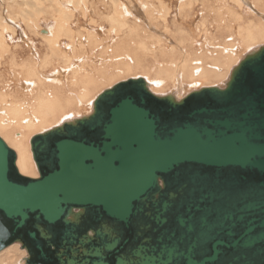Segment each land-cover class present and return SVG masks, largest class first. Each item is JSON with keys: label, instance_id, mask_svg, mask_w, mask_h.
<instances>
[{"label": "water", "instance_id": "obj_1", "mask_svg": "<svg viewBox=\"0 0 264 264\" xmlns=\"http://www.w3.org/2000/svg\"><path fill=\"white\" fill-rule=\"evenodd\" d=\"M0 139V251L25 264H264V45L179 100L143 78L30 139Z\"/></svg>", "mask_w": 264, "mask_h": 264}, {"label": "bare ground", "instance_id": "obj_2", "mask_svg": "<svg viewBox=\"0 0 264 264\" xmlns=\"http://www.w3.org/2000/svg\"><path fill=\"white\" fill-rule=\"evenodd\" d=\"M65 1L72 2L74 10L70 8L66 11ZM82 1L85 2V5L88 4L87 0H5L7 6L5 16H1L0 10V139L15 153L18 172L31 179L38 178L30 151V139L37 134L31 138L29 134L37 129L48 128L62 117L66 118L73 109L78 106L81 108V103L88 104L90 107L88 114H90L93 102L97 97H94V93L103 81L108 80L114 64L121 69L118 68V74L148 70L149 75L152 76L150 81L153 86L143 79L151 93L157 96L171 94L179 100L184 97L178 98L179 96L176 95H179L181 91L180 82L199 86L223 80L225 75L229 74L221 87L205 86L223 88L229 80L232 69L246 55L264 45V23L261 21L250 20L246 23L241 15L236 14L235 17L231 16L228 22L219 20L216 26L214 25V30L208 28L205 23H201L194 34H191L190 29L193 21L187 20L186 15L192 16L195 13L196 3L189 2V0H173L177 4L175 7L178 12L176 21L172 20V27L178 31L176 34L170 27L168 28V18L171 14L168 8L169 3L167 7L163 1L156 0L159 6L156 7L157 13H155L151 0H135L134 2H139L141 5L144 3V8L151 11L149 17L154 16L152 17L153 21L158 17L164 31L173 37L178 35L179 42L185 45L186 56L170 53L168 57H164L161 52H157L152 44L157 47L163 46L162 50H165L166 43H162V39L168 42L169 38L167 39L166 35L161 33L162 39L153 37L152 40L147 29L142 30L139 23L128 18L127 4L132 3L133 5L132 0H100L103 6L106 3L109 7L107 14H98L101 18L100 22L87 16L88 5L84 7L81 4ZM257 2L259 3L258 7L264 8V0H257ZM48 3L49 8L43 7ZM178 3H180L179 6ZM215 3L218 6L217 0ZM240 3L239 6H241ZM212 8L213 6L210 7V9ZM77 9L84 20L83 24H80L76 19L79 17ZM232 9L227 8L230 15H234ZM93 12L96 14L95 11ZM2 13L4 12L2 11ZM44 19L48 20L45 22L48 23V27L50 21L54 24L53 27H50L49 32L47 31L49 29L41 28ZM8 20L17 24V27L11 25ZM180 21L191 28L188 30L179 23ZM154 22L156 23V21ZM74 23H77L76 29L72 27ZM235 23L237 26H234ZM94 27L99 31L91 29ZM102 29L105 31L101 40L100 30ZM205 34L209 36L203 38L202 36ZM196 36L200 39L193 40ZM21 38L24 41H21ZM170 39L169 41H171ZM196 43H199V46L208 52L194 53L191 44L196 45ZM257 44L261 45L246 52L238 63L233 64L234 66L229 69V66L238 59L235 51H245ZM170 45L172 46V44ZM102 46H104V55H101L103 59L100 62H95L91 50L97 51ZM104 56H108L109 61H106ZM180 58L183 60L179 61ZM154 60L155 62L161 60L159 63L173 62L172 68L160 65L156 70L151 71V67L148 69V65L154 63ZM128 62H134V65L131 66ZM191 62L192 64L188 65ZM7 73L8 78L6 79ZM62 74H66V77ZM62 77H64V81L61 83L58 80ZM52 82L54 85L51 84ZM9 83L14 84V89ZM26 84L31 87L29 94H26L25 91ZM162 86L168 87L170 90L176 89V91L173 94L165 95H159L152 91L158 87L162 88ZM178 88L179 90H177ZM59 89L62 91H58ZM92 97L94 98L92 99ZM70 118L43 132L76 119L71 116ZM34 166L37 174L34 172ZM12 259L20 260V264H25L27 254L19 244L9 245L0 251V264Z\"/></svg>", "mask_w": 264, "mask_h": 264}, {"label": "rangeland", "instance_id": "obj_3", "mask_svg": "<svg viewBox=\"0 0 264 264\" xmlns=\"http://www.w3.org/2000/svg\"><path fill=\"white\" fill-rule=\"evenodd\" d=\"M62 1V0H61ZM88 1V4H86V5H88L87 6V8L88 9H86V12H87V16H89L90 18H95L98 22H100L101 21V18H99L100 16L98 15V14H107V12H108V10H109V7L107 6V4L105 3L104 4V6L102 5V1H100V0H87ZM133 1V5H132V3H129V4H127V6H128V8L126 9V12L128 13V18L130 19V20H133V21H135V22H137V23H139L140 25H141V27H142V30H144V29H147V33L148 34H150L151 36H152V40H153V37H155V38H157V37H160L161 39L163 38V37H161V33H163V34H165L166 35V38L168 39H170V38H172V39H170L171 41H169V39H168V42H166V41H164L163 39H162V43H166V45L164 46V48H165V50H162V47L163 46H156L155 44H152V46L157 50V52L159 53V52H161L163 55H164V57H168L169 56V54L170 53H175V54H180V55H185L186 56V52H187V50L185 49V45H183V44H181L180 42H179V37H178V35H176V37H173L170 33H167L166 31H164V29H163V25L161 24V21L158 19V17H156V18H154V21H156V23L152 20V17H154V16H152V17H149L150 16V13H151V11H149V10H146L145 8H144V3L141 5V3H139V2H134L135 0H132ZM164 2L165 3V6H167L168 7V3H169V13H171L170 15H169V18H168V28L170 27L171 28V30H173L176 34H178V31H176L173 27H172V20H174V21H176V17L178 18V12H177V9H176V3L173 1V0H160V2ZM168 1V2H167ZM215 1L216 0H189V2H195L196 3V5H195V13L192 15V16H190L189 14H187L186 15V18H187V20H192L193 21V25L191 26V27H189V26H185V23L183 22V21H180L179 23L182 25V26H185L187 29L189 28H191L190 30V33L191 34H194V32L196 31V28H199V25L201 24V23H205L207 26H208V28H211L212 30H214L213 29V27H214V25L216 26V23L219 21V20H223L224 22H228L229 21V19H230V17L232 16V17H235V15L236 14H238V15H241L242 16V18H243V21H245L246 23H247V21H250V20H256V21H261V22H263L264 23V8H260V7H258V2H257V0H217V2H218V6H217V4L215 3ZM232 1V2H231ZM247 1V2H246ZM151 2H152V6H153V8H154V12L155 13H157V11H156V9L158 8V4L159 3H157V1L156 0H151ZM241 2V3H240ZM64 3H66L67 5V7H69V8H67V7H65V10L66 11H68L70 8L71 9H73L74 10V6H73V3L72 2H70V1H65ZM212 3H214V4H212ZM239 3L241 4V6H239ZM81 4H83V6L84 7H86V5H85V2H81ZM136 4V5H135ZM179 4L180 3H178V6H179ZM250 4V5H249ZM141 5V6H140ZM91 6H93L94 8H92ZM201 6V7H200ZM213 6V8L212 9H210V7H212ZM215 6V7H214ZM43 7H45L46 9L47 8H49V3L48 4H44L43 5ZM105 7H108L107 9H105ZM157 7V8H156ZM218 7V8H217ZM208 8V9H207ZM227 8H233L232 9V11H233V14L234 15H230L229 14V12H228V10H227ZM234 8H237V9H234ZM247 8V9H246ZM249 8V9H248ZM140 9H141V11H140ZM255 9V10H254ZM0 10H1V16H5L4 14H5V12H6V10H7V6H6V2H5V0H0ZM236 10V11H235ZM2 11L4 12V13H2ZM77 11H78V9H77ZM93 11H95V13L96 14H94V12ZM97 11H98V13H97ZM100 11H102V12H100ZM197 11V12H196ZM213 13H215V14H213ZM260 13V14H259ZM199 16H198V15ZM253 14V15H252ZM258 14V15H257ZM78 15H79V17H77L76 19H77V21L81 24H83V22H84V20H83V18H82V15L79 13V11H78ZM142 15V16H141ZM152 15H153V13H152ZM216 16V17H214V16ZM245 15V16H244ZM158 16V15H157ZM88 17V18H89ZM229 17V18H228ZM260 17V18H259ZM89 18V19H90ZM138 18V19H137ZM203 19V20H202ZM200 22H199V21ZM202 20V21H201ZM9 21V23H11L10 22V20H8ZM43 22H42V25H41V28H43V27H45V28H47V29H49V30H47L48 32L50 31V27H53L54 26V24H53V22L52 21H50L49 22V27H48V23H45V22H47L48 20L47 19H44V20H42ZM191 21V22H192ZM194 21H198V22H194ZM104 22V21H103ZM158 22V23H157ZM78 23V24H79ZM149 23V24H148ZM197 23V24H196ZM104 24H106L105 22H104ZM11 25H13V26H15V27H17V24H15V23H11ZM152 26V27H151ZM210 26H212V27H210ZM234 26H237V23H235L234 24ZM72 27L74 28V29H76V27H77V23H74L73 25H72ZM92 30H95V29H97L96 27H94V28H91ZM155 31H154V30ZM188 29V30H189ZM21 30H23V29H21ZM98 31H99V29H97ZM104 31H105V29H102V30H100V33L102 34V35H100V36H102V37H100V39L102 40V38H103V35H104ZM158 31V32H157ZM156 32V33H155ZM23 33V32H22ZM202 33H204V32H202ZM98 36V35H97ZM206 36H209V35H204V36H202L203 38H205ZM21 37V36H20ZM23 37V36H22ZM99 37V36H98ZM175 39V40H174ZM195 39H200V38H197V36H196V38L194 37L193 38V40H195ZM173 40V41H172ZM17 41V40H16ZM21 41H24L22 38H21ZM13 42H15V41H13ZM173 42V43H172ZM178 43V44H177ZM112 44V42L110 41V45ZM170 44H172V46L170 45ZM181 44V45H180ZM180 45V46H179ZM192 46H193V49H192V51H194V53H204L205 51H207L208 52V50H203V47L202 46H199V43H196V45H194V44H191ZM259 45H261V44H257V45H255L254 47L252 46V47H250V48H248L247 50H245V51H243V50H241V51H235L234 53H236V55L238 56V59L235 61V62H233L230 66H229V69H230V67L231 66H234L233 64H237L238 63V61L244 56V54L246 53V52H248L249 50H251V49H253V48H255V47H257V46H259ZM68 49V48H67ZM66 49V50H67ZM90 51V50H89ZM92 51V56L95 58V62H97V61H101L102 59H103V57H101V55H104V46H102V48H100V49H98L97 51H95V50H91ZM99 51V52H98ZM173 51V52H172ZM95 52H97V53H95ZM101 52V53H100ZM206 56V55H205ZM240 56V57H239ZM104 59H106V61H109V57L108 56H104ZM182 58H180V60L179 61H182L181 60ZM177 60V59H176ZM147 63H148V61H146ZM159 62H161V60H157V62H155V60H154V63H152L151 65H148V69L151 67V71H153V70H156L160 65L161 66H168L169 68H172V65H173V62H169V63H159ZM104 63V62H103ZM131 66H133L134 65V62H128ZM190 64H192V62L191 63H189L188 65H190ZM106 66H108V65H106ZM113 67V71H112V73H111V75H110V77L108 78V80H106V81H103L101 84H100V86L97 88V91L94 93L95 95H94V97L95 96H97L102 90H104V88L105 89H107V88H109L111 85H113V84H115V83H117V82H119V81H123V80H126V79H129V78H137V77H142V78H144L149 84H150V86H153L152 85V83H151V75H149V73H148V70H145V72H140V71H131L130 73H126V74H122V72H120L119 74L117 73V70H118V66L116 65V64H114V66H112ZM120 69V68H119ZM3 70L4 71H6L4 68H3ZM121 70V69H120ZM7 72V71H6ZM66 74H62V76H65ZM229 75V74H228ZM228 75H225V78L223 79V80H217V81H214V82H211V83H208V84H200L199 86H195V85H189V83H187V82H180L179 84L180 85H182L181 86V91L179 92V95L178 94H176L177 96H179L178 98H180V97H182V96H185L187 93H189L190 91H192V90H196V89H198V88H200V87H205V86H222V84L227 80V78H228ZM59 76V75H58ZM61 76V75H60ZM55 77H57V76H55ZM66 77V76H65ZM8 78V73H7V76H6V79ZM59 82H61L62 83V81H64V77H62V78H60L59 80H58ZM51 84H53L54 85V82H52ZM186 84V85H185ZM219 84V85H218ZM9 85H11V88L12 89H14V87L15 86H13L14 84L13 83H9ZM184 85V86H183ZM189 86H191V87H189ZM102 87H104V88H102ZM183 87V88H182ZM186 87H188L187 89H186ZM28 88V89H27ZM30 88V89H29ZM180 88V87H179ZM179 88L177 89V90H179ZM186 90H185V89ZM25 91H26V94L27 93H30L31 92V87L28 85V84H26V87H25ZM29 90V92H27ZM150 90H152L151 89V87H150ZM172 90V91H171ZM169 89L168 87L167 88H164V86H162V88H156V89H153L152 91L154 92V93H156V94H159V95H165V94H167V93H172L173 94V92H175L176 91V89L175 90H173V89ZM58 91H62V89H59ZM184 93V94H183ZM94 97H92V99L94 98ZM91 99V100H92ZM91 102V101H90ZM87 106V107H86ZM88 111L90 112V107H88V104H83V103H81V108H79V106L76 108V109H73L70 113H69V115H67L66 116V118L64 117H62L59 121H57V122H55V123H53L52 125H50L48 128H46V129H44V130H40V129H37V130H34V131H32L29 135H31L30 136V138L33 136V135H35V134H38V133H41V132H43V131H45V130H47V129H49L50 127H53V126H55V125H58L59 123H61L63 120H66V119H71L70 118V116L72 117V118H77V117H79V116H82V115H86V114H88ZM86 112V113H85ZM28 135V136H29ZM34 164V163H33ZM34 172L36 173V169H35V166H34ZM37 174V173H36ZM20 251H22V250H20ZM25 256V253H24V255H23V257ZM11 262V263H10ZM22 263V262H21ZM4 264H20V260H17V259H12V260H10V261H8V260H6V261H4Z\"/></svg>", "mask_w": 264, "mask_h": 264}, {"label": "crops", "instance_id": "obj_4", "mask_svg": "<svg viewBox=\"0 0 264 264\" xmlns=\"http://www.w3.org/2000/svg\"><path fill=\"white\" fill-rule=\"evenodd\" d=\"M27 94H29V93H27Z\"/></svg>", "mask_w": 264, "mask_h": 264}]
</instances>
